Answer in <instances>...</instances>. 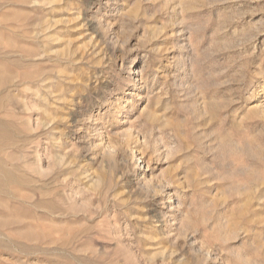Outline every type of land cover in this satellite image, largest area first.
I'll return each mask as SVG.
<instances>
[{"label":"rangeland","instance_id":"1","mask_svg":"<svg viewBox=\"0 0 264 264\" xmlns=\"http://www.w3.org/2000/svg\"><path fill=\"white\" fill-rule=\"evenodd\" d=\"M0 123V264H264V0H0Z\"/></svg>","mask_w":264,"mask_h":264},{"label":"bare ground","instance_id":"2","mask_svg":"<svg viewBox=\"0 0 264 264\" xmlns=\"http://www.w3.org/2000/svg\"><path fill=\"white\" fill-rule=\"evenodd\" d=\"M1 124V123H0ZM5 125V124H4ZM6 126H7V124H6ZM1 127V126H0ZM3 127V126H2ZM5 127V126H4ZM9 138V137H8ZM4 139V138H3ZM3 141V140H2ZM0 142H1V135H0ZM2 143H4V141L2 142ZM6 147V146H5ZM7 149V148H6ZM2 151H3V149H2ZM3 153V152H2ZM2 162H4L3 160H1ZM1 161H0V195H2V194H4L6 191V186H8V185H11V186H13V188H14V186H15V182H18V179L19 180H21V177L23 176H20V178L18 177V175H17V177H16V175H14L16 178H14V176H13V170H11V167H10V170H8L9 169V167H8V169H6V166H4V165H2V163H1ZM7 164V163H6ZM5 164V165H6ZM10 166H12V165H10ZM21 167V166H20ZM13 169V168H12ZM21 170V169H20ZM16 171H18L17 169H16ZM21 174V173H20ZM25 175V174H24ZM24 178H25V176H23ZM22 177V180L24 179ZM17 180V181H16ZM24 180H26V178L24 179ZM19 184H20V186H21V183L20 182H18ZM17 183V184H18ZM12 184H14V185H12ZM19 184H18V186H19ZM23 184V183H22ZM30 185V184H29ZM17 186V185H16ZM19 186V187H20ZM26 186H28V184H25V186H22V187H26ZM29 188H27L28 190L30 189V186H28ZM17 188V187H16ZM7 189H8V187H7ZM9 190V189H8ZM18 190H19V188H18ZM32 191H35L33 188H32ZM10 192H11V190H10ZM14 192V191H13ZM21 193V192H20ZM11 194H12V192H11ZM15 194V193H14ZM9 195V194H8ZM16 195H17V193H16ZM21 195H23L22 193H21ZM5 196H7V195H4V198H5ZM10 196V195H9ZM12 196V195H11ZM15 196V195H14ZM18 196V195H17ZM17 196H16V198H17ZM8 197V196H7ZM13 197V196H12ZM9 199V198H8ZM11 199H13L14 200V198H11ZM11 199H9V200H11ZM18 199V198H17ZM14 201H16V200H14ZM19 201V200H18ZM17 201V202H18ZM24 201V200H23ZM32 201V200H31ZM11 202V201H10ZM22 202V201H21ZM21 202H19V203H21ZM25 202V201H24ZM26 202H28V201H26ZM25 202V203H26ZM1 203V202H0ZM22 205H24V203H22L21 204V206ZM26 205L28 206L29 205V203H26ZM25 205V206H26ZM30 205L32 206V203H30ZM24 206V207H25ZM31 206H29V207H31ZM33 206H34V204H33ZM28 207V208H29ZM3 209V208H2ZM6 209V208H5ZM5 209L3 210V211H5ZM30 209V208H29ZM9 210H10V208H9ZM12 210V209H11ZM13 211V210H12ZM16 211V210H15ZM1 212V211H0ZM6 212V211H5ZM10 213V212H9ZM12 214H13V212H12Z\"/></svg>","mask_w":264,"mask_h":264}]
</instances>
